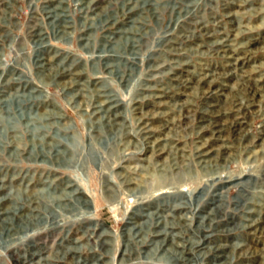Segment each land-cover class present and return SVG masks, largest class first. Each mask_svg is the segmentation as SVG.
I'll return each mask as SVG.
<instances>
[{
  "label": "rangeland",
  "instance_id": "374dc122",
  "mask_svg": "<svg viewBox=\"0 0 264 264\" xmlns=\"http://www.w3.org/2000/svg\"><path fill=\"white\" fill-rule=\"evenodd\" d=\"M0 264H264V0H0Z\"/></svg>",
  "mask_w": 264,
  "mask_h": 264
}]
</instances>
